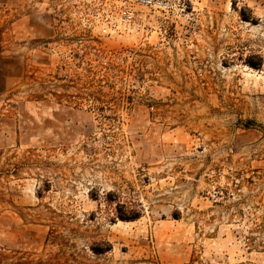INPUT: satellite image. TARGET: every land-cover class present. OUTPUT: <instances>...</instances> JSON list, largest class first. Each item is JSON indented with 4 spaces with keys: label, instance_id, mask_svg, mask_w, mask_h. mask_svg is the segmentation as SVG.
Returning <instances> with one entry per match:
<instances>
[{
    "label": "rangeland",
    "instance_id": "374dc122",
    "mask_svg": "<svg viewBox=\"0 0 264 264\" xmlns=\"http://www.w3.org/2000/svg\"><path fill=\"white\" fill-rule=\"evenodd\" d=\"M137 1L0 0V264H264V0Z\"/></svg>",
    "mask_w": 264,
    "mask_h": 264
},
{
    "label": "trees",
    "instance_id": "16d2710c",
    "mask_svg": "<svg viewBox=\"0 0 264 264\" xmlns=\"http://www.w3.org/2000/svg\"><path fill=\"white\" fill-rule=\"evenodd\" d=\"M124 205H117V215L114 220H119L121 222H132L139 218V215H135V211L127 209L126 214L123 213ZM105 246V251L108 252L110 250V244L108 243H102ZM94 253H99L100 251H97L96 249H93Z\"/></svg>",
    "mask_w": 264,
    "mask_h": 264
},
{
    "label": "built area",
    "instance_id": "2783aa9c",
    "mask_svg": "<svg viewBox=\"0 0 264 264\" xmlns=\"http://www.w3.org/2000/svg\"><path fill=\"white\" fill-rule=\"evenodd\" d=\"M138 5L144 8H160L163 5V2L160 0H138ZM128 18L132 17L130 11L126 12Z\"/></svg>",
    "mask_w": 264,
    "mask_h": 264
}]
</instances>
